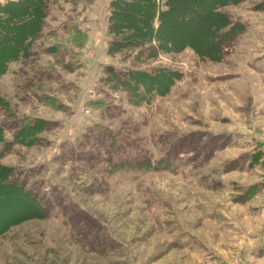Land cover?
<instances>
[{"label":"rangeland","instance_id":"374dc122","mask_svg":"<svg viewBox=\"0 0 264 264\" xmlns=\"http://www.w3.org/2000/svg\"><path fill=\"white\" fill-rule=\"evenodd\" d=\"M119 1L40 0L3 45L0 264H264V0L199 16L207 55L126 47Z\"/></svg>","mask_w":264,"mask_h":264},{"label":"trees","instance_id":"16d2710c","mask_svg":"<svg viewBox=\"0 0 264 264\" xmlns=\"http://www.w3.org/2000/svg\"><path fill=\"white\" fill-rule=\"evenodd\" d=\"M39 1L40 0H10L0 3V66L4 65V69L7 68L6 66L10 61H13L14 58H19L20 54L23 53L21 50L23 47H21L20 44L24 41H21V43L17 41L14 46H7V49L3 45H8V41L11 39V33L14 35L17 34L19 40L27 36L29 32L27 30L29 28L28 25H30L28 22L31 17L35 19V15L32 13L39 11ZM114 4L115 9L110 18L112 21L110 30L114 35L123 34L121 36V43L126 47L137 45L138 42H140V45L150 43L151 40H153L151 37H153L157 39L161 50L170 48L181 51L186 48H192L196 53L201 54L200 52H203V54L207 55L211 53L213 49L212 45H215L214 41L209 40L210 44L207 43L209 45H207V47H209L207 48L201 41V37L195 34V32L198 28L199 16L202 15L201 19L204 20L209 18L210 21L221 16L216 6V0H165L163 4H161L160 0H121ZM26 7L29 8L28 12L21 14V11L25 10ZM203 7L206 9V13L199 11L200 8ZM117 14L123 16V22L120 21L122 22L120 24H124L122 28H119L120 24L118 23L119 19ZM19 15H26L25 19H27V23L23 24L21 27L19 25L15 26V23L14 25L12 24L13 19ZM156 23H158L157 26ZM184 25L188 27V30L183 35V31L179 30V28L184 27ZM3 28H7L9 32L5 33ZM213 28H216L215 25H213L211 29ZM219 30L223 32L220 36L230 32V29H225L224 31H221L222 29ZM157 48L159 47L157 46ZM12 51L16 54L14 57L8 54ZM13 52L11 54H13ZM114 75L118 77L119 73H114ZM125 76L130 80L132 78L133 80L136 79L139 83L143 81L147 86L152 84L150 81L151 78H149L150 76L145 71L129 70L125 72ZM26 128L27 129L21 133V136L33 138V125L27 124ZM4 178L2 177V179H0L1 188L6 186V178ZM36 202V199L32 200V204L35 208L44 209V207Z\"/></svg>","mask_w":264,"mask_h":264},{"label":"crops","instance_id":"0c3cea01","mask_svg":"<svg viewBox=\"0 0 264 264\" xmlns=\"http://www.w3.org/2000/svg\"><path fill=\"white\" fill-rule=\"evenodd\" d=\"M6 0H0V3H4Z\"/></svg>","mask_w":264,"mask_h":264}]
</instances>
